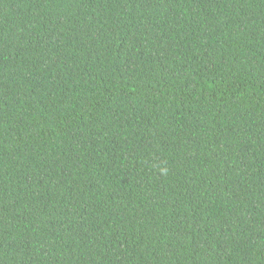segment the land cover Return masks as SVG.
Returning a JSON list of instances; mask_svg holds the SVG:
<instances>
[{
	"label": "trees",
	"instance_id": "trees-1",
	"mask_svg": "<svg viewBox=\"0 0 264 264\" xmlns=\"http://www.w3.org/2000/svg\"><path fill=\"white\" fill-rule=\"evenodd\" d=\"M0 264H264V0H0Z\"/></svg>",
	"mask_w": 264,
	"mask_h": 264
}]
</instances>
